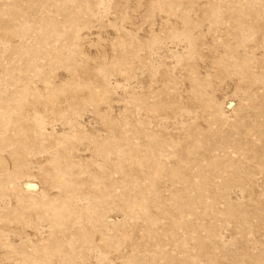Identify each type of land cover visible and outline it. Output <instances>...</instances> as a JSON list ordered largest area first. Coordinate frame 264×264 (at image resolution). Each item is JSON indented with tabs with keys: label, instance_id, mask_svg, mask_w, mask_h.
I'll use <instances>...</instances> for the list:
<instances>
[{
	"label": "rangeland",
	"instance_id": "rangeland-1",
	"mask_svg": "<svg viewBox=\"0 0 264 264\" xmlns=\"http://www.w3.org/2000/svg\"><path fill=\"white\" fill-rule=\"evenodd\" d=\"M0 264H264V0H0Z\"/></svg>",
	"mask_w": 264,
	"mask_h": 264
}]
</instances>
